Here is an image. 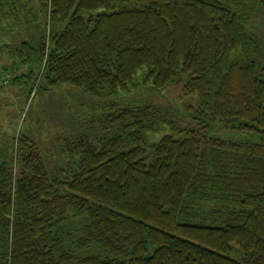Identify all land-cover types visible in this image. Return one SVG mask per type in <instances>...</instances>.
I'll return each mask as SVG.
<instances>
[{"label":"trees","instance_id":"16d2710c","mask_svg":"<svg viewBox=\"0 0 264 264\" xmlns=\"http://www.w3.org/2000/svg\"><path fill=\"white\" fill-rule=\"evenodd\" d=\"M38 1L12 83L104 99L143 69L155 90L196 93L200 120L150 143L160 110L110 101L97 122L115 132L66 142L51 176L17 134L0 159V264H264V76L246 28L264 0ZM217 123L258 139L218 138Z\"/></svg>","mask_w":264,"mask_h":264},{"label":"rangeland","instance_id":"374dc122","mask_svg":"<svg viewBox=\"0 0 264 264\" xmlns=\"http://www.w3.org/2000/svg\"><path fill=\"white\" fill-rule=\"evenodd\" d=\"M42 24L38 0H0V159H9L14 137L27 133L36 144L47 175L51 176L62 166L66 142L86 137L96 143L115 132L114 127L103 128L97 122L101 113L110 108V101L119 105L147 103L160 110L165 122L147 133L150 143L163 133L176 134V128H191L199 122L196 110L200 98L196 93L183 94L180 84L175 83L155 90L143 83V69L133 75L128 89L104 99L69 84L49 87L41 81L35 90L31 81L12 83V77L27 68L18 63L13 53L16 45L20 40L37 36ZM246 28L256 41L253 57L264 76V3L258 1L252 8ZM210 134L229 140L258 139L257 134H247L228 123L212 125Z\"/></svg>","mask_w":264,"mask_h":264}]
</instances>
